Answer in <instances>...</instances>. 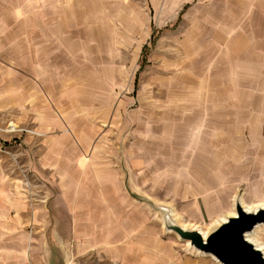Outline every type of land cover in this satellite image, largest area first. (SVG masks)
Returning <instances> with one entry per match:
<instances>
[{
	"label": "rangeland",
	"instance_id": "1",
	"mask_svg": "<svg viewBox=\"0 0 264 264\" xmlns=\"http://www.w3.org/2000/svg\"><path fill=\"white\" fill-rule=\"evenodd\" d=\"M227 1L0 0V264H221L161 209L211 233L264 200V0Z\"/></svg>",
	"mask_w": 264,
	"mask_h": 264
},
{
	"label": "water",
	"instance_id": "2",
	"mask_svg": "<svg viewBox=\"0 0 264 264\" xmlns=\"http://www.w3.org/2000/svg\"><path fill=\"white\" fill-rule=\"evenodd\" d=\"M165 227L204 255L213 256L221 264H264V254L247 240V235L264 225V208L247 212L241 200H236V216L217 226L207 238L192 228L186 229L175 222L169 210L161 209Z\"/></svg>",
	"mask_w": 264,
	"mask_h": 264
},
{
	"label": "crops",
	"instance_id": "3",
	"mask_svg": "<svg viewBox=\"0 0 264 264\" xmlns=\"http://www.w3.org/2000/svg\"><path fill=\"white\" fill-rule=\"evenodd\" d=\"M226 3L232 4V7L236 6V4L237 5H241V4H238L236 2V0H229ZM243 4L245 6H247V5H250L251 3L249 4V2H247V0H245ZM227 10H229V9H227ZM234 14H236V12H235L234 7H233V11L231 12V14L223 16V18L225 19L224 21H228V20L233 21L235 19H238L239 17L236 18V16ZM215 37L218 38V41H217L218 43L229 45V50L233 53V55L245 54L247 51H249V48L252 46V39L250 38V36L245 35V34H241V35H238L237 37L234 36V37L230 38V34L227 33V31H223V32L218 31L216 33ZM206 121L207 120H205V118H204L203 122L206 123ZM259 130L260 129L258 127L253 128L252 129V133L253 134H252V136L250 138L252 139V142L253 143H257V145L263 144L262 146H263V149H264V138L263 139L257 138V137H260V135H261V132ZM208 135L209 136L211 135L210 132L208 133L205 130H203L202 131V135L197 136V139L200 141V144H199L200 145V147H199L200 149L198 148V153H199L200 150H202V152L204 153L205 156H200L199 157L198 154L195 155V157H196L195 158L196 165L202 164V165H204V167H206V169L208 171H210V172L213 171L215 173L219 172L218 171L219 169H222V171H223V170H225L224 168L227 169L229 166H232V170H235L236 166L231 164L232 161H229L228 157L225 158V159L223 158L220 161V158L217 155V154H219V152L216 151L217 150L216 148L217 147L224 148L225 146H222L221 144L215 145L212 142H207L206 136L208 137ZM257 145L254 144V146H256L258 148ZM262 146H261V148H262ZM192 153H193V151H192ZM262 154H263V151H262L261 154L260 153L258 154L259 159H257V160H261ZM213 155H215V157ZM253 165H254V169L252 170V168H253V166H252L250 171L252 170V171L255 172V171L260 170V169L264 170V161L263 162H253ZM256 166L259 167V168L257 169ZM260 172H261L262 175H264V173H263L264 171L263 172L260 171ZM258 183L261 184V181H258ZM244 201L246 202V200H244ZM262 202H264V200H262V201H260L258 203H253V204H259V203H262ZM246 203L247 204H252V203H248V202H246ZM211 209H212V207L209 209L210 212H211ZM232 212H234V204H233V209L229 212L228 215H230ZM173 214H174V212H173ZM211 215H212V212H211ZM228 215H226V216H228ZM221 217H224V216H219V217H217V219H220ZM183 224H187V223L183 222ZM190 226H195V227H198L200 230H202L201 227L196 225V224H190ZM202 231H204V230H202ZM156 249L159 250V251H164L165 250V246H163V245L156 246ZM128 258H129V256H127V259ZM161 258H160L161 261L156 263V264H166V262H165L166 260L164 259L165 256L163 255ZM131 264H133V263H131ZM138 264H139V262H138ZM141 264H150V263L146 262V263H141Z\"/></svg>",
	"mask_w": 264,
	"mask_h": 264
},
{
	"label": "bare ground",
	"instance_id": "4",
	"mask_svg": "<svg viewBox=\"0 0 264 264\" xmlns=\"http://www.w3.org/2000/svg\"><path fill=\"white\" fill-rule=\"evenodd\" d=\"M15 126H16V125H15ZM241 203H242V206L245 208V210H246L247 212H253V213H254V212L258 211L259 209L264 208V202L259 203V204H247V203L242 199ZM235 204H236V201L234 202V212H232V213H231L230 215H228V216H224V217H221L220 219L215 220V222H214V226H220L221 224L225 223L229 217H234V216H236V212H235ZM186 225H188V224H183V225H182L183 228H186V227H187ZM189 227H192V229L199 231V232L203 235L204 238H207V236H208L209 233H210V229L205 230V231H202V230H200L198 227H195V226H189ZM259 227H261V226H259ZM259 227H257V228H259ZM256 231H257V230H256ZM168 232H169V230H168ZM170 232H171V231H170ZM255 235H256V232H255V231H254L252 234L247 235V240L250 241V242H252V243L255 245V247H256L258 250H260L261 252H263V254H264V247H263L261 244H259V243L255 240ZM256 239H257V237H256ZM186 243L189 244V242H186ZM214 259H215V258H214ZM215 260L218 261L217 259H215Z\"/></svg>",
	"mask_w": 264,
	"mask_h": 264
},
{
	"label": "trees",
	"instance_id": "5",
	"mask_svg": "<svg viewBox=\"0 0 264 264\" xmlns=\"http://www.w3.org/2000/svg\"><path fill=\"white\" fill-rule=\"evenodd\" d=\"M145 49H146V47H145ZM145 49H144V52H145Z\"/></svg>",
	"mask_w": 264,
	"mask_h": 264
}]
</instances>
